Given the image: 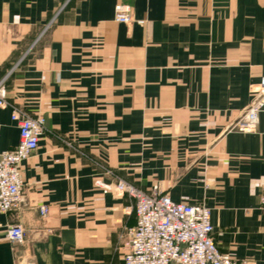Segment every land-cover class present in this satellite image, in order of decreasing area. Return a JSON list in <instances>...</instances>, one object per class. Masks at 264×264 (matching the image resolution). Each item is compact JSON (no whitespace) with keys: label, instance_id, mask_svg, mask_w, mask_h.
<instances>
[{"label":"crops","instance_id":"0c3cea01","mask_svg":"<svg viewBox=\"0 0 264 264\" xmlns=\"http://www.w3.org/2000/svg\"><path fill=\"white\" fill-rule=\"evenodd\" d=\"M263 74L264 0H0V151L13 109L45 119L21 203L0 211V264H122L133 201L96 176L206 204L219 250L264 264V109L229 128Z\"/></svg>","mask_w":264,"mask_h":264},{"label":"built area","instance_id":"2783aa9c","mask_svg":"<svg viewBox=\"0 0 264 264\" xmlns=\"http://www.w3.org/2000/svg\"><path fill=\"white\" fill-rule=\"evenodd\" d=\"M113 18L116 22L133 21L130 6L117 3ZM143 23V20H138ZM4 80H0V107L7 104ZM264 109V74L252 87V95L230 129L253 132L259 113ZM19 130L17 145L0 151V211H11L22 200L21 165L38 147L44 128L43 115H27L13 109L10 115ZM94 185L103 193L126 194L133 201L135 224L128 228V245L122 264H242L221 252L213 238L210 208L204 203L189 204L173 201L168 193L153 188L145 191L122 179L104 181L94 178ZM259 203L264 207V196ZM41 216L48 213L45 204L36 206ZM10 243H22L25 229L20 223L6 227Z\"/></svg>","mask_w":264,"mask_h":264}]
</instances>
